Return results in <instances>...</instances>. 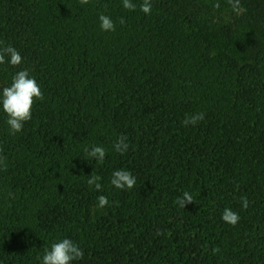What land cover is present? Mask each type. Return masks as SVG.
<instances>
[{
	"label": "trees",
	"instance_id": "trees-1",
	"mask_svg": "<svg viewBox=\"0 0 264 264\" xmlns=\"http://www.w3.org/2000/svg\"><path fill=\"white\" fill-rule=\"evenodd\" d=\"M132 2L0 0V48L22 57L0 65V91L26 69L44 95L14 135L0 110V264H41L65 238L84 253L72 264H264V0L241 15L228 0ZM116 170L136 185L116 189Z\"/></svg>",
	"mask_w": 264,
	"mask_h": 264
},
{
	"label": "clouds",
	"instance_id": "clouds-1",
	"mask_svg": "<svg viewBox=\"0 0 264 264\" xmlns=\"http://www.w3.org/2000/svg\"><path fill=\"white\" fill-rule=\"evenodd\" d=\"M88 2L89 0H80L81 5L87 4ZM228 4L231 6L232 11L237 15H241L247 11L241 5L240 0H228ZM122 6L129 11H135L137 8V5L133 3L132 0H122ZM213 7L218 9L220 5L217 3L214 4ZM139 10L146 15L150 14L152 11L151 0H143L139 6ZM98 19L102 31H115V25L110 17L101 14ZM124 23V19L121 18L120 24L123 25ZM5 57L8 59L6 60ZM5 63L12 67H16L22 63L21 55L10 45L0 48V65ZM37 100L43 101L44 95L36 80L29 76V72L26 69L16 72L12 77L10 86L4 87L2 91H0V110H2L7 117L6 123L9 126L11 134L14 135L21 132L24 123L31 120L32 106ZM204 118V113L186 115L181 123L185 127L189 125L196 126L199 122L203 121ZM113 148L117 153L124 155L129 149L127 137L123 135L118 137ZM84 151L89 158L96 160L97 163L100 164L103 163L106 156L105 149L100 146H92L90 150L86 147ZM0 163H3V158H0ZM100 180V176L91 174L88 176L87 184L90 187L94 186L96 191H100L102 188V185L99 183ZM110 184L119 190H131L136 185V178L127 170H116L112 173ZM97 200L98 207L101 209L108 205V199L106 196L101 195ZM175 203L179 207L184 208L187 204L193 203V196L188 192H184L181 197L177 198ZM241 203L242 208L246 210L249 206L247 198L241 197ZM221 219L223 222L235 226L240 217L236 212L229 208H225ZM160 234V232H157V235ZM212 251L213 254H216L220 249L217 247L213 248ZM83 255L84 253L82 249L77 244L72 240L65 238L52 243L49 249H45L41 264H72L73 261L82 259Z\"/></svg>",
	"mask_w": 264,
	"mask_h": 264
}]
</instances>
